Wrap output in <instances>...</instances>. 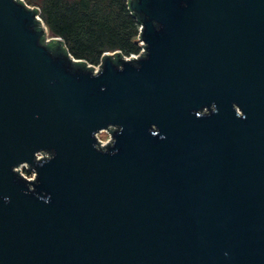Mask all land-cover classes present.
<instances>
[{"label": "water", "instance_id": "water-1", "mask_svg": "<svg viewBox=\"0 0 264 264\" xmlns=\"http://www.w3.org/2000/svg\"><path fill=\"white\" fill-rule=\"evenodd\" d=\"M128 8L93 71L0 0V264H264V0Z\"/></svg>", "mask_w": 264, "mask_h": 264}, {"label": "trees", "instance_id": "trees-1", "mask_svg": "<svg viewBox=\"0 0 264 264\" xmlns=\"http://www.w3.org/2000/svg\"><path fill=\"white\" fill-rule=\"evenodd\" d=\"M31 6L47 28L41 42L58 45L77 59L74 64H97L105 52L137 53L139 22L128 0H19Z\"/></svg>", "mask_w": 264, "mask_h": 264}, {"label": "built area", "instance_id": "built-area-1", "mask_svg": "<svg viewBox=\"0 0 264 264\" xmlns=\"http://www.w3.org/2000/svg\"><path fill=\"white\" fill-rule=\"evenodd\" d=\"M138 31L140 32V25H139V28H138ZM139 35V34H138ZM137 39H138V36H137ZM138 42V44H139V46H140V49H139V51L137 52V53H132V54H129V55H124L126 58H130V57H138L139 55H140V53L142 52V46L140 45L141 44V42L140 41H137ZM89 66H93L94 68H93V71H97L98 69H99V66H100V62L99 63H97V64H89V63H87ZM103 131V130H102ZM104 131H107V130H104ZM101 132V131H100ZM108 132V134H109V131H107ZM96 136H97V140L99 141V144L101 145V146H103L105 143H107L109 140H110V136H109V139L107 140V141H102L101 139H99V137H98V133L96 134ZM47 154H45L44 152H38L37 154H36V157L37 158H40V157H43V156H46ZM18 173H20L21 175H23V176H25L26 178H28V179H30V180H32V179H34V175H35V172L32 170V169H29L27 166H26V164L25 165H23L22 167H20L19 169H18Z\"/></svg>", "mask_w": 264, "mask_h": 264}, {"label": "rangeland", "instance_id": "rangeland-1", "mask_svg": "<svg viewBox=\"0 0 264 264\" xmlns=\"http://www.w3.org/2000/svg\"><path fill=\"white\" fill-rule=\"evenodd\" d=\"M98 137H99V139H101L102 141L105 142V141H107L109 139V134H108L107 131H104L103 130V131H101V132L98 133Z\"/></svg>", "mask_w": 264, "mask_h": 264}]
</instances>
